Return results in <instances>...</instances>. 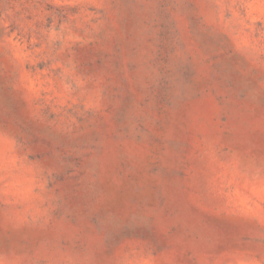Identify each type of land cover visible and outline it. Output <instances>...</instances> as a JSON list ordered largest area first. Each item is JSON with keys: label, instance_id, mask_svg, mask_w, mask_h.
<instances>
[{"label": "rangeland", "instance_id": "rangeland-1", "mask_svg": "<svg viewBox=\"0 0 264 264\" xmlns=\"http://www.w3.org/2000/svg\"><path fill=\"white\" fill-rule=\"evenodd\" d=\"M0 264H264V0H0Z\"/></svg>", "mask_w": 264, "mask_h": 264}]
</instances>
